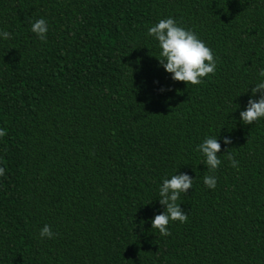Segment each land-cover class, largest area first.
I'll return each instance as SVG.
<instances>
[{
  "label": "trees",
  "instance_id": "1",
  "mask_svg": "<svg viewBox=\"0 0 264 264\" xmlns=\"http://www.w3.org/2000/svg\"><path fill=\"white\" fill-rule=\"evenodd\" d=\"M166 18L212 49L199 85L159 64L148 29ZM4 31L0 264H264V118L240 119L264 82V0H0ZM182 173L188 220L164 236L151 228L159 187Z\"/></svg>",
  "mask_w": 264,
  "mask_h": 264
},
{
  "label": "clouds",
  "instance_id": "2",
  "mask_svg": "<svg viewBox=\"0 0 264 264\" xmlns=\"http://www.w3.org/2000/svg\"><path fill=\"white\" fill-rule=\"evenodd\" d=\"M31 31L42 41L46 40L48 24L44 18L29 21ZM148 35L158 41L160 49L157 57L159 64L167 73L171 74V79L186 84L199 85L202 78L209 74H215L216 60L212 49L201 40L196 33L190 29H185L177 24L173 18L161 19L154 26L148 29ZM4 39L10 37L7 31L0 32ZM259 76L264 77V69L259 70ZM164 91V89H161ZM252 96L259 93V99L249 98L246 110L240 112V119L244 125H251L253 122L264 118V82L255 84L251 88ZM7 134V130L0 128V137ZM230 138H224V143L231 144ZM198 151L205 156V165L210 170H215L221 164L217 153L221 151V144L217 137H207L198 145ZM228 159L233 167H237V161L228 154ZM5 174V169L0 167V176ZM205 186L215 189L217 180L214 176L203 177ZM193 178L188 174H174L171 178H165L159 187V203L164 206V211L151 219V228L158 229L164 236L171 235L168 230L170 221L185 223L188 215L181 209L177 200L181 193L186 194L192 188ZM54 233L49 225H44L40 230L41 238H53Z\"/></svg>",
  "mask_w": 264,
  "mask_h": 264
}]
</instances>
